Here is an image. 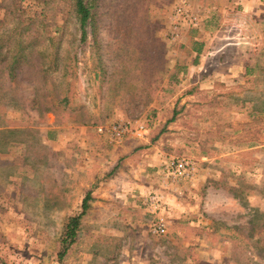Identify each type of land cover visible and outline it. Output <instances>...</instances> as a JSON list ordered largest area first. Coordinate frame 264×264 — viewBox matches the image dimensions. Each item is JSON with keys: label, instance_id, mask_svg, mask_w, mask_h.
Here are the masks:
<instances>
[{"label": "rangeland", "instance_id": "obj_1", "mask_svg": "<svg viewBox=\"0 0 264 264\" xmlns=\"http://www.w3.org/2000/svg\"><path fill=\"white\" fill-rule=\"evenodd\" d=\"M73 1L0 0V264H264V0Z\"/></svg>", "mask_w": 264, "mask_h": 264}, {"label": "trees", "instance_id": "obj_2", "mask_svg": "<svg viewBox=\"0 0 264 264\" xmlns=\"http://www.w3.org/2000/svg\"><path fill=\"white\" fill-rule=\"evenodd\" d=\"M74 13L77 17V20L80 24V29L82 32V41H86L88 38V34H90V29L94 31L95 23H96V13L98 10V5L96 6V0H74ZM204 44H198L196 47V60H198L199 55L203 50ZM10 77L13 79L14 72L11 70ZM175 118L172 119V121ZM91 195L88 194L82 203V211L74 217H70L65 225L64 234L62 236L61 248L58 254V258L60 263L64 261L68 252L72 248L73 244L76 243L77 235L79 230L83 225V221L88 214V211L91 207L90 205Z\"/></svg>", "mask_w": 264, "mask_h": 264}, {"label": "built area", "instance_id": "obj_3", "mask_svg": "<svg viewBox=\"0 0 264 264\" xmlns=\"http://www.w3.org/2000/svg\"><path fill=\"white\" fill-rule=\"evenodd\" d=\"M159 230H160V232H163L164 230H163V226H161L160 228H159Z\"/></svg>", "mask_w": 264, "mask_h": 264}]
</instances>
